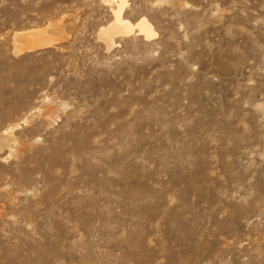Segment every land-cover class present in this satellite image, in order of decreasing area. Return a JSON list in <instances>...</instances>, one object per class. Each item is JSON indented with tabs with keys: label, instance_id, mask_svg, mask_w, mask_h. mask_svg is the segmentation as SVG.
Returning <instances> with one entry per match:
<instances>
[{
	"label": "rangeland",
	"instance_id": "rangeland-1",
	"mask_svg": "<svg viewBox=\"0 0 264 264\" xmlns=\"http://www.w3.org/2000/svg\"><path fill=\"white\" fill-rule=\"evenodd\" d=\"M126 1L0 0V264H264V0Z\"/></svg>",
	"mask_w": 264,
	"mask_h": 264
},
{
	"label": "bare ground",
	"instance_id": "bare-ground-1",
	"mask_svg": "<svg viewBox=\"0 0 264 264\" xmlns=\"http://www.w3.org/2000/svg\"><path fill=\"white\" fill-rule=\"evenodd\" d=\"M116 2L115 6L111 8L112 18L105 25H102L99 28L98 35L105 42L106 47L110 48L116 44L114 41L115 35H130L132 33L141 34L145 39H149L155 36L156 32L152 27V24L145 16H141L135 22H131L129 19L123 16V12L126 7V0H113ZM50 23H47L43 26H38L34 28L27 29L26 31L18 32L15 35V41L17 37H25L27 40L31 41V45L24 46V48L19 47L18 45L15 47L14 52H19L22 49H31L36 46L35 43L39 46H48L53 44L54 42L61 39L60 36H54L48 33V28ZM22 40V38L20 39ZM19 40V41H20ZM32 41H34L32 43ZM17 44V43H15ZM22 44V43H21Z\"/></svg>",
	"mask_w": 264,
	"mask_h": 264
}]
</instances>
